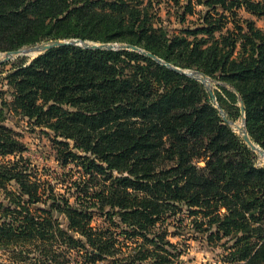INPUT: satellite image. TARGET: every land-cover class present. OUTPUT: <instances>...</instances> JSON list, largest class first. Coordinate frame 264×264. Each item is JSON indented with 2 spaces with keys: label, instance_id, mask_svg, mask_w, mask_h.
<instances>
[{
  "label": "trees",
  "instance_id": "1",
  "mask_svg": "<svg viewBox=\"0 0 264 264\" xmlns=\"http://www.w3.org/2000/svg\"><path fill=\"white\" fill-rule=\"evenodd\" d=\"M168 1L179 23L198 14L197 24L168 31L161 0H0V52L67 39L134 45L232 86L216 100L229 119L242 100L264 150V30L253 18H264V0ZM11 64L0 92V248L31 264H180L170 238L188 227L226 238L230 264H264V165L203 83L136 50L73 43ZM10 115L51 132L64 193L40 180Z\"/></svg>",
  "mask_w": 264,
  "mask_h": 264
},
{
  "label": "rangeland",
  "instance_id": "2",
  "mask_svg": "<svg viewBox=\"0 0 264 264\" xmlns=\"http://www.w3.org/2000/svg\"><path fill=\"white\" fill-rule=\"evenodd\" d=\"M158 15L162 19V24L166 27V29L170 32H178L181 28L185 27L186 25L192 26L197 24L199 15H187L186 19L183 23H179L176 16V9L172 5V3L168 0H161L160 4L158 5ZM200 10V7L197 8ZM241 14L245 16H249L241 12ZM256 25L259 26L264 30V18H256L253 17ZM109 43H116L120 46L117 42H109ZM3 58V53L0 52V60ZM15 58H27L31 59L32 55H18ZM15 58L10 59L7 64L1 65L0 64V92H4V90H8V87L5 85L3 80V76L5 75L6 71L12 67V62ZM4 62V63H6ZM187 72L192 73L194 76L199 77L198 79L202 78V72L195 70V69H186ZM198 72V73H197ZM208 77V76H207ZM205 88L213 94L211 100L213 104L219 111L221 118L223 116L230 122L229 126L239 134L240 129H242V116L240 115L235 119H229L227 117V113L223 107L217 102L215 97V91H220L219 86H223L227 90L235 92L232 86L227 83L218 81L216 79L208 77L207 79H203L202 82ZM4 96L8 98L9 94L4 93ZM239 105V104H238ZM4 123L12 128L15 132H17L18 138H20L21 142L25 146V150L23 155L29 158L32 168L34 167L37 170L38 176L40 180H47L50 181L51 184H56L57 189L59 192H63L67 190L66 183L62 185L58 182L55 178H59L62 169L60 168L59 164L54 159V149L52 146L51 139L52 134L50 131L45 130L42 131L38 128L31 130L29 124L26 123L25 120H21L19 117L15 115H10ZM256 153V164L264 165V156L259 154L257 151ZM73 179L75 177H72ZM68 182V181H67ZM4 201V197L1 194L0 190V202ZM44 205L38 203L32 205L31 208L33 210L42 209ZM102 219L96 216L93 219V223L97 226L101 223ZM59 222L63 228H67V221L66 218L61 215L59 216ZM173 230V229H172ZM182 234L177 237H171L170 240L173 243L177 244L178 250L182 251L181 256L179 257L178 261L180 264H230L226 261V256L228 250L225 248L230 244L226 241V238H223L219 242L210 243L206 240L205 234L207 233H193L192 230L188 227L183 229L181 232ZM32 256V254L30 255ZM76 257L73 255V261L70 264H81L80 262L75 263ZM105 262H97L96 264H104ZM0 264H31L26 259V254H22L20 256L15 255V253L11 252V248H7L6 250L0 248Z\"/></svg>",
  "mask_w": 264,
  "mask_h": 264
},
{
  "label": "water",
  "instance_id": "3",
  "mask_svg": "<svg viewBox=\"0 0 264 264\" xmlns=\"http://www.w3.org/2000/svg\"><path fill=\"white\" fill-rule=\"evenodd\" d=\"M76 44L79 45L81 47H85V48H91V49H103V50H116V49H131V50H136L139 51L141 53H144L146 55L151 56L152 58H154L155 60H157L158 62L165 64L167 67L180 72V73H184L188 76H191L197 80H199L201 83L203 82V79H207V75L205 74H200L203 77L198 79L199 77L194 76L192 73H189L186 71V69H181L178 67H174L166 62H163L162 60L156 58L155 56H153L151 53L142 50L139 47H136L134 45H130V44H125V43H119V45H117L116 43H96V42H91V41H86V40H80V39H67V40H49V41H44V42H40V43H35V44H31V45H26L23 46L21 48L15 49V50H10V51H5L2 52L3 53V58L0 60V64L9 61L10 59H13L15 57H17L18 55H32L33 59L35 56H37L40 53H43L44 51L52 48V47H56V46H61L64 44ZM198 73V72H197ZM210 93V91H209ZM211 97H213V94L210 93ZM239 108H240V113L242 116V129H240L239 131V135L241 136V138L244 140V142L254 151V152H258L259 154L264 156V150L261 149L258 145L254 144L251 139L249 138L246 128H245V116H244V105L242 100H239ZM224 121L227 122V119L223 116L222 118ZM228 123L230 124V122L228 121Z\"/></svg>",
  "mask_w": 264,
  "mask_h": 264
}]
</instances>
